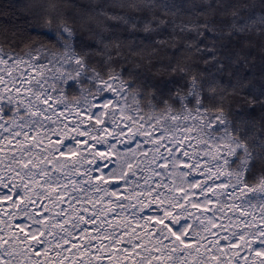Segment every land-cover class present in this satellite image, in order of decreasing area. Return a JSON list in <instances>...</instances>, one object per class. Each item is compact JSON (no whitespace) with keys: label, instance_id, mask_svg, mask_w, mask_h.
<instances>
[{"label":"clouds","instance_id":"clouds-1","mask_svg":"<svg viewBox=\"0 0 264 264\" xmlns=\"http://www.w3.org/2000/svg\"><path fill=\"white\" fill-rule=\"evenodd\" d=\"M33 71L31 82L24 83ZM49 97L54 103L43 104ZM104 103L109 108L97 113L95 105ZM82 113L103 119L112 136L92 140L103 128L82 120ZM0 124L7 125L0 132L9 136L15 131L35 134L31 144L21 138L14 149L7 139L0 140V177L24 199L19 212L13 209L15 216L29 209L31 200L48 202L51 218L40 227L56 233L55 240L82 232L83 214L87 221L96 219L97 236L113 237L107 241L110 247L122 229L131 227L130 220L146 225L144 217L161 215L162 206H153L147 195L157 183L167 185L156 189L163 192V207L180 217L173 225L177 233L191 224V235L200 241L210 236L212 222L220 216L224 223L236 221L233 231L241 220L259 224L257 217H264V0H0ZM127 129V137L120 135ZM81 131L119 156L113 175L125 183L94 181L87 160L96 157L77 146ZM145 132L158 133L173 148L183 142L188 156L181 153L180 158L192 167H177L175 152L158 151L159 144L149 143L152 150L140 155L146 149L137 144L152 139ZM53 135L65 143L49 144ZM61 151L78 155L64 159ZM162 155L168 156L167 168L159 167ZM198 180L228 187L211 197L189 199L177 210L174 205L184 204V195L193 194L191 185ZM114 192L122 198L116 199ZM209 199L215 207L208 212L190 207L207 205ZM13 231L3 227L0 264H38L25 250L30 246L19 243L26 238L18 239ZM44 243L49 245L47 236ZM102 243L97 240L95 252L82 259L76 250L66 264H102L94 255L114 256L107 264H229L233 255L215 245L211 253L207 245L182 248L166 229L155 237H125L130 250L142 245L131 257H125L123 248L119 253L101 250ZM58 260L42 256L39 264ZM251 262L264 264L254 256H249Z\"/></svg>","mask_w":264,"mask_h":264},{"label":"snow or ice","instance_id":"snow-or-ice-1","mask_svg":"<svg viewBox=\"0 0 264 264\" xmlns=\"http://www.w3.org/2000/svg\"><path fill=\"white\" fill-rule=\"evenodd\" d=\"M29 75V79L25 80L24 83L31 82V76L35 75V72ZM19 91V89H18ZM42 103L45 105H49L54 103L51 97L48 99H42ZM96 112L100 113V109L107 110L109 108L108 103L104 104H96L95 105ZM57 115H63V113H57ZM82 120H89L94 123L98 129L103 128V131L100 133L99 137H92V140L96 139H104L105 134L107 136H112V131L110 128L104 125L103 119H96L93 116L88 115L87 113L79 114ZM71 123V121H68ZM21 128H27V125H18ZM86 127V125H85ZM0 128L6 129L7 125L0 124ZM69 131H75L74 128H70ZM131 133V129H127L125 132L120 133V135L127 137V135ZM144 136L152 137L150 141L145 140L143 145L137 144V148H145L146 151L140 152V155L147 156L148 152L152 149L148 147L149 143L151 144H159L161 146L158 151L161 149L166 151L170 156L175 152L177 157V167L181 169H186L192 167L190 163L185 162L181 159V153L183 157L188 156V152L183 148V142H180L179 145L175 148L170 147L168 145H164L162 143L163 137L159 136L157 133L156 136H153L152 132H145L143 133ZM12 136H15V140L12 139ZM12 136L7 135L6 132H0V140L7 139L14 149L15 144L18 143L21 138L26 140L28 144H31L32 141L35 139V134L30 131H15L12 133ZM87 133L84 131L80 132L79 138L77 140V146L82 148L86 153H93L96 157L95 160L89 158L87 163L91 166L90 171H94L95 175L93 176L94 181H102L104 184H113V185H120L125 183L122 176L120 175H113V169L116 166V161L119 159V156L116 153H113L110 150H102V147L96 144H93L92 141L86 139ZM48 139L49 144H56L62 145L65 143L64 138L62 136L53 135ZM43 143V141H41ZM125 142H128L125 139ZM2 150V149H0ZM27 155V154H25ZM64 159H73L78 153H66L61 151L59 153ZM161 160L163 163L159 164L160 168H167L168 167V156L162 155ZM30 163V161H29ZM27 167V164L24 165ZM132 164L129 163L128 167L132 168ZM81 175H86L88 173L81 172ZM128 172L125 171L123 176H127ZM203 176V173L200 174ZM205 184V190L201 192L200 184ZM227 184L219 183L213 184L210 180L203 181L198 180V182L193 183L191 185L192 195H184V204L177 203L174 207L179 210L187 204L189 199L199 200L202 196L211 197L212 193L215 192L218 188L225 189L227 188ZM159 188H167V185H162L157 183L154 188H152L147 195L152 199L149 203H152L153 206L160 205L162 206L161 215L159 216H146L144 220L146 221V225L141 224L136 221H129L131 227L124 228L121 230L119 234H117L114 238V243L111 244L109 247L107 241L112 240V236H97L96 235V219L94 218L92 221H87L86 217L82 214L81 221L85 223L86 227L84 230L78 234L72 233L68 238H64L61 236L59 240L53 239L56 235L54 232H46L40 226L46 225L49 223L51 218L48 202H46L43 198L39 200H31L29 201V209L25 210L22 215L15 216L13 213V209L15 212L20 211V205L24 203V199L18 192L13 191L14 185L13 184H4L3 178L0 177V243H4L3 237V227H8L13 229V235H16L19 239V236L22 235L26 238V240H20L19 243L27 244L30 247L25 249L28 251L32 256L39 258L42 256H48L49 258L53 256L59 257V260L55 262V264H66V261L71 258V254L76 250L80 251L79 259H82L85 255L89 254L90 252H95V248L93 247L97 240L104 241L100 245L101 250L107 248L110 253H119L121 248L125 253V257H131L134 251H137L139 247H142L140 244H136L130 250L124 246L125 237L131 235L132 233H136L137 235L140 234H148L153 237L157 235L160 229H166V232L170 234L171 239L173 241L179 242L180 246L185 249H192L197 248L198 246L203 248L205 245L206 251L211 253L213 251V245L216 246V249L219 252H226L227 249H231L233 252L232 257H229V264H248L249 256L259 257L261 260H264V217H257L261 222L259 224H250L247 220H241L240 226L233 231L235 227L236 221L233 219L229 223H224V216L216 217L215 221L212 222L211 229H210V236H202L200 241H197L192 235V225L188 224L182 231V233H177L173 225L176 224L177 220L180 217L177 215L176 211H169L167 207H163L164 202L160 200V196L163 195V192H157L156 189ZM52 191H56L55 188ZM184 189H178L180 194L184 193ZM123 190H121V193ZM140 196H144L145 193L140 192L137 193ZM112 195L116 199H121L122 194L112 193ZM230 195V194H229ZM58 200H66L63 196H58ZM145 207L148 204L144 205ZM67 207H72L71 204H68ZM191 209L198 212H208L211 207H215V202L212 199H209L207 205H202L200 203H193L190 205ZM61 212L64 215H67V208L63 205L60 206ZM87 212V209L83 210ZM31 213L29 215L28 213ZM241 216L246 215L243 211H241ZM59 215V213H58ZM188 215H192L191 212ZM227 215V214H225ZM199 219V217H197ZM8 221L6 224L5 221ZM219 221V222H216ZM119 222V221H117ZM111 224V221H108ZM187 223V221H185ZM55 226V225H54ZM63 224H60V227L63 228ZM249 227L256 228L257 231L255 233H248L246 229ZM204 231L208 232V229ZM47 236L49 240V245L46 246L44 241L45 237ZM259 237V239H257ZM167 239V237H165ZM85 244H88L89 247H85ZM32 245H37L36 247H31ZM253 245H256V248H253ZM244 246L245 251L242 252L241 248ZM62 250L63 252H67L69 254L68 257L62 255V251H50V248ZM155 252H159V249H153ZM175 251V249H173ZM247 253V254H246ZM94 259L102 260V264H107L108 261H112L115 259L112 255H106L105 257L101 258L99 256H93ZM153 259H159L158 256L153 257ZM210 259L212 261H219V257L216 255H211ZM251 264H255V262H251Z\"/></svg>","mask_w":264,"mask_h":264}]
</instances>
